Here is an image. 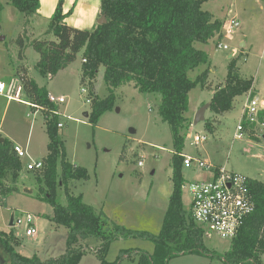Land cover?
<instances>
[{"label": "rangeland", "instance_id": "obj_1", "mask_svg": "<svg viewBox=\"0 0 264 264\" xmlns=\"http://www.w3.org/2000/svg\"><path fill=\"white\" fill-rule=\"evenodd\" d=\"M70 1L71 4L76 3V0H66V4ZM9 2L0 0V81L21 86L19 75L25 72L39 87L53 96L64 98L65 102L57 106L56 114L63 125L58 134L63 142L64 159L86 172L84 180L68 182V193L80 197L96 214L105 216L125 230L158 235L172 191V162L176 156L170 127L158 115L159 96L142 94L132 84L110 90L103 80V67L99 68L90 87L81 71L82 53L55 76H41L35 69L38 54L27 45L20 58L16 41L24 30L30 41L52 40L46 34L48 20L26 18ZM100 2L82 0L81 3L87 11L96 3L100 5ZM202 10L220 20L222 26L227 20L235 19L239 28L227 39L221 27L220 41L196 45L208 54L209 76L205 88H196L189 93L186 117L191 126L183 133L181 156L201 159L215 167H225L228 171L264 183V122L257 118V123L244 127L241 140L234 139L248 99L255 96L264 101V0H205ZM98 20L99 16L92 21L84 17L83 24L77 25L74 24L75 18H69L67 25L88 31L97 26ZM242 42L244 48H240ZM219 43L227 45L229 50H217ZM229 55H232L230 59ZM231 60L235 61L240 77L253 80L252 88L233 100L230 111L213 115L206 110L204 120L193 124L196 112L209 104L214 92L224 86ZM205 68L189 73V77L194 79ZM109 97L111 110L105 112L95 125L90 124L88 116L92 100L102 101ZM20 98L29 104L23 92ZM43 122L39 110L33 113L29 106L16 102L6 107V99L0 98V138L7 137L11 144L21 147L26 154L20 158L21 171L12 185L17 192L0 199V231L13 233L19 243L16 250L23 257L35 256L46 261L64 252L67 232L63 228L55 231L49 219L53 210L48 202L41 199L37 183V178H42V172L26 169L29 163L43 162L47 156L48 137ZM195 135L205 137L206 141L192 144L188 136ZM181 174V202L183 209L190 211L188 184L197 180L206 181L210 176L194 167L185 168L183 160ZM10 181L9 177L7 182ZM53 200L60 206L67 205L63 187H56ZM27 214L33 217L34 237L26 236L23 226H9L11 218ZM203 241L205 249L210 252L208 255H176L169 258L166 264H224L216 254L228 252L230 241L208 236L205 232ZM121 251L133 253L129 258H119ZM153 251L151 241L118 239L110 244L106 260L113 262L119 258L117 264H138L139 252L153 254ZM260 263L264 264V254ZM78 264L99 263L90 251Z\"/></svg>", "mask_w": 264, "mask_h": 264}, {"label": "trees", "instance_id": "obj_2", "mask_svg": "<svg viewBox=\"0 0 264 264\" xmlns=\"http://www.w3.org/2000/svg\"><path fill=\"white\" fill-rule=\"evenodd\" d=\"M204 2L101 0L99 18L104 16L106 23L87 31L66 24L75 4L65 14L64 0H58L46 31L52 40L30 41L23 31L16 41L19 56L22 58L27 45L32 47L39 57L35 69L41 76H55L82 53L81 71L90 87L99 68L103 67V80L110 90L132 84L142 94L158 95V115L170 127L176 156L172 162V191L158 235L125 230L105 216L96 214L80 197L68 193V182L84 180L86 172L65 161L57 127L60 122L54 114L57 105L49 103L47 91L22 72L19 76L23 93L34 106L30 108L32 112L39 110L42 113L48 137L42 169L30 172H42V178H37L41 199L52 207L53 215L49 219L54 230L65 229L67 237L60 256L42 261L35 256L26 258L17 253L19 243L13 233L0 232V264H78L90 251L99 264H117L120 257L129 258L133 252L121 251L117 261L109 262L106 260L109 246L118 239L127 238L148 240L154 244L153 254L139 252L138 264H166L176 255L210 253L204 247V230L193 221L190 211L183 209L181 202L183 133L191 126L186 117L189 93L196 88H205L210 67L208 54L196 45H208L222 39V22L202 10ZM9 4L26 18L35 17L39 9V0H10ZM204 66L206 68L194 79L189 77V73ZM252 82V79L239 76L236 63L231 60L224 86L219 87L210 99L209 112L221 115L230 111L233 100L249 92ZM111 107V97L92 100L89 123L95 125ZM258 118L264 122V112ZM20 171L21 162L14 146L4 139L0 142V199L17 192L12 185ZM9 177L10 183L7 182ZM57 186L65 189L66 206L53 200ZM249 189L256 209L230 242L229 251L216 254L224 264H261L260 258L264 254V183L253 180Z\"/></svg>", "mask_w": 264, "mask_h": 264}, {"label": "built area", "instance_id": "obj_3", "mask_svg": "<svg viewBox=\"0 0 264 264\" xmlns=\"http://www.w3.org/2000/svg\"><path fill=\"white\" fill-rule=\"evenodd\" d=\"M239 28V22L235 19L227 20L223 26V33L227 36L233 35ZM222 34V33H221ZM217 50L228 51L229 47L219 43ZM23 86L13 82H0V96L7 101L16 102L33 108L30 103L21 100ZM47 100L55 105H62L65 100L62 96L56 97L47 92ZM264 112V101L258 97L248 99L244 113L236 126L234 139L241 140L245 126L257 123L260 113ZM54 114H57L55 112ZM63 125L58 124V128ZM192 139V144L198 145L206 141L203 136H188ZM14 152L18 158L25 157V151L14 146ZM185 168L194 167L197 170L209 174L210 178L197 180L188 184V191L191 196L190 213L193 221L200 226L208 236H215L223 241H232L239 233L243 222L255 212V202L249 189L251 181L245 176L228 171L225 167H215L201 159L189 156H181ZM141 165V163L139 164ZM41 161L31 162L26 166L27 171H37L42 169ZM12 226L25 228V234L29 237L36 236L31 215L13 218Z\"/></svg>", "mask_w": 264, "mask_h": 264}, {"label": "crops", "instance_id": "obj_4", "mask_svg": "<svg viewBox=\"0 0 264 264\" xmlns=\"http://www.w3.org/2000/svg\"><path fill=\"white\" fill-rule=\"evenodd\" d=\"M57 1L58 0H39V9H38L37 15H35V17H37V18L38 17H42L44 19L49 20V18L51 17V15L53 14V12L55 10ZM81 2H82V0H76L75 7L73 9V13L69 17V18H73V19L75 18L74 24H77V25H82L83 24L82 22H83L84 17H86L87 20L89 19V21H92V19H94L95 17L99 16V9H98L99 8V3L94 4L92 7H89L87 9V11H85L83 9V6H82ZM72 5L73 4H71V1L67 5L66 4V0H64L63 13L66 14L71 9ZM69 18H67L65 20L66 24H68V19ZM0 98L5 99L2 96H0ZM10 104H11V101L9 102V101L6 100V107H8ZM4 139H7V137H4L3 140ZM7 140H9V139H7ZM13 146H17V145H13ZM9 226H10V222H9ZM56 231L58 232L59 229L56 230ZM0 232L9 233L11 231H0ZM53 258H56V257H53Z\"/></svg>", "mask_w": 264, "mask_h": 264}, {"label": "water", "instance_id": "obj_5", "mask_svg": "<svg viewBox=\"0 0 264 264\" xmlns=\"http://www.w3.org/2000/svg\"><path fill=\"white\" fill-rule=\"evenodd\" d=\"M106 23L105 21V17L104 16H101L99 18V20L97 21V25L98 26H102ZM245 47V44L242 42L240 44V48H244ZM232 55L229 56V59L231 58ZM209 109V104H206L204 106H202L195 114L194 116V119H193V124H198L200 122H202L204 120V113L206 112V110ZM85 118H87V114L84 115ZM3 139H0V142H2ZM12 223H13V218L10 219V226H12Z\"/></svg>", "mask_w": 264, "mask_h": 264}]
</instances>
